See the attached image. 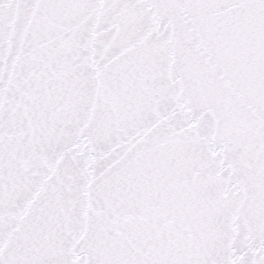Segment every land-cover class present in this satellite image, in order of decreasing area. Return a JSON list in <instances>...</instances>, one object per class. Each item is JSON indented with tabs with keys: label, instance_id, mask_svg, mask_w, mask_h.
I'll return each mask as SVG.
<instances>
[{
	"label": "snow or ice",
	"instance_id": "snow-or-ice-1",
	"mask_svg": "<svg viewBox=\"0 0 264 264\" xmlns=\"http://www.w3.org/2000/svg\"><path fill=\"white\" fill-rule=\"evenodd\" d=\"M0 264H264V0H0Z\"/></svg>",
	"mask_w": 264,
	"mask_h": 264
}]
</instances>
